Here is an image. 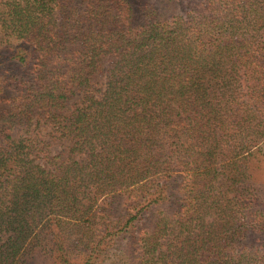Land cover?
Returning <instances> with one entry per match:
<instances>
[{
    "label": "trees",
    "instance_id": "1",
    "mask_svg": "<svg viewBox=\"0 0 264 264\" xmlns=\"http://www.w3.org/2000/svg\"><path fill=\"white\" fill-rule=\"evenodd\" d=\"M0 50V264H264V0H0Z\"/></svg>",
    "mask_w": 264,
    "mask_h": 264
},
{
    "label": "rangeland",
    "instance_id": "2",
    "mask_svg": "<svg viewBox=\"0 0 264 264\" xmlns=\"http://www.w3.org/2000/svg\"><path fill=\"white\" fill-rule=\"evenodd\" d=\"M186 1V0H182ZM168 4V3H167ZM163 10L164 7H163ZM4 58V50H0V62H3ZM99 84H101V81H98ZM262 153L263 155L261 157L258 156V159L260 160V163L263 164L264 162V146L262 147ZM264 165V164H263ZM264 172V166L253 171L251 175L252 182L254 183V187L256 189H260L261 192L264 190V178L262 176V173ZM263 183V184H262ZM262 199H264V192L261 193ZM121 201L118 200L115 204V213L114 217H121L122 214V204ZM127 238V239H126ZM130 239L128 237H125V239L118 240L119 244H116L114 247H112L110 251H108L107 255L108 257L105 258L102 264H129L133 260V258H130V254H127L128 252L125 251V245L124 243H130ZM77 254L76 252H73V254H70L69 257H75ZM28 264H53L52 258L49 256V253L47 251H35L29 258H28Z\"/></svg>",
    "mask_w": 264,
    "mask_h": 264
}]
</instances>
